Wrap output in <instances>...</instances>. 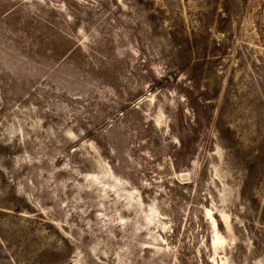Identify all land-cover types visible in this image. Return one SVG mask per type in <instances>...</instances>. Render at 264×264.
<instances>
[{
    "label": "rangeland",
    "instance_id": "obj_1",
    "mask_svg": "<svg viewBox=\"0 0 264 264\" xmlns=\"http://www.w3.org/2000/svg\"><path fill=\"white\" fill-rule=\"evenodd\" d=\"M0 264H264V0H0Z\"/></svg>",
    "mask_w": 264,
    "mask_h": 264
}]
</instances>
